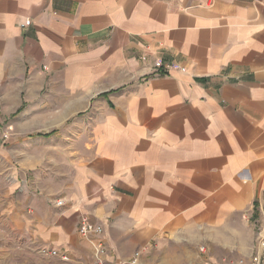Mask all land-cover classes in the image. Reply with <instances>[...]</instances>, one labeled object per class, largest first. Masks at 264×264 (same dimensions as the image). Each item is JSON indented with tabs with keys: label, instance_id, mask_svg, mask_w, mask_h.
Segmentation results:
<instances>
[{
	"label": "crops",
	"instance_id": "0c3cea01",
	"mask_svg": "<svg viewBox=\"0 0 264 264\" xmlns=\"http://www.w3.org/2000/svg\"><path fill=\"white\" fill-rule=\"evenodd\" d=\"M156 59L186 73L155 76ZM0 147L18 177L0 264H92L97 242L105 264L249 261L264 0H0ZM83 218L102 235L81 236Z\"/></svg>",
	"mask_w": 264,
	"mask_h": 264
},
{
	"label": "built area",
	"instance_id": "2783aa9c",
	"mask_svg": "<svg viewBox=\"0 0 264 264\" xmlns=\"http://www.w3.org/2000/svg\"><path fill=\"white\" fill-rule=\"evenodd\" d=\"M212 0H208V3L210 4ZM30 26V20H25L23 23L19 25L20 28H27ZM142 61H146V58H142ZM172 72H179V73H186V69L178 64L172 63V62H165L161 59H156L152 63V71L151 73L155 76H162L167 75ZM11 135V129L6 128L1 134V137L3 140H7ZM61 203L57 202L56 206H60ZM78 233L81 236H94L95 238H98L102 235L103 229L100 225L92 224L88 221V219L83 218L80 220V223L78 225ZM256 247L253 252V256L251 259L247 262L243 260H238L233 264H263V257L261 255V251L264 250V237L261 236V233L258 232L256 235ZM93 249V263L92 264H105L103 261V258L105 256V248L100 243H94L92 246ZM205 251L204 248H200L199 252L203 253ZM142 250L137 251L134 253L132 258L124 262L123 264H138V260L141 256ZM41 254L47 255L49 257H58L61 259V261H67V257L64 254L59 253L56 250H47L43 249L41 250ZM209 264V263H205Z\"/></svg>",
	"mask_w": 264,
	"mask_h": 264
},
{
	"label": "rangeland",
	"instance_id": "374dc122",
	"mask_svg": "<svg viewBox=\"0 0 264 264\" xmlns=\"http://www.w3.org/2000/svg\"><path fill=\"white\" fill-rule=\"evenodd\" d=\"M4 131V130H3ZM7 152V150H2L0 147V199L4 192V190H7V186L11 185V183L18 178L17 173L14 170L15 166H12L13 168H9L6 161H4L3 157L1 156L2 152ZM16 152V151H15ZM263 207L261 209V236L264 237V194L262 197ZM255 229L258 230L260 227L259 224H254ZM257 233V232H256ZM256 239V238H255ZM254 239V246L256 245V240ZM261 255L263 257V264H264V250L261 251Z\"/></svg>",
	"mask_w": 264,
	"mask_h": 264
}]
</instances>
